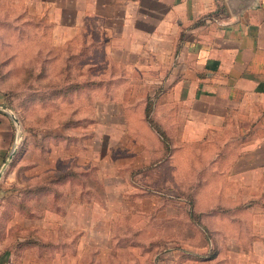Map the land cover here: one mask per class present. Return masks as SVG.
Returning <instances> with one entry per match:
<instances>
[{"label":"rangeland","instance_id":"rangeland-1","mask_svg":"<svg viewBox=\"0 0 264 264\" xmlns=\"http://www.w3.org/2000/svg\"><path fill=\"white\" fill-rule=\"evenodd\" d=\"M61 11L0 0V104L18 118L0 162V264H264L254 200L228 198L211 142L159 149L151 102L106 101L118 87L37 96L85 74L52 40Z\"/></svg>","mask_w":264,"mask_h":264},{"label":"crops","instance_id":"crops-1","mask_svg":"<svg viewBox=\"0 0 264 264\" xmlns=\"http://www.w3.org/2000/svg\"><path fill=\"white\" fill-rule=\"evenodd\" d=\"M50 3L62 10L52 40L83 67L76 78L86 88H121L108 102H151L161 150L211 142L228 198L254 200L244 208L263 248L264 0ZM13 120L0 104V162L14 143Z\"/></svg>","mask_w":264,"mask_h":264},{"label":"trees","instance_id":"trees-1","mask_svg":"<svg viewBox=\"0 0 264 264\" xmlns=\"http://www.w3.org/2000/svg\"><path fill=\"white\" fill-rule=\"evenodd\" d=\"M65 81L60 86H56L53 84L52 86H45L46 89H43L42 91H37L40 93L37 96H43L46 95L47 97L52 98L53 96H58L60 94H67L69 92L75 91V90H81L85 89L88 86V81L79 80L75 77H73L71 74H68L64 77ZM41 90V89H40ZM7 105V104H5Z\"/></svg>","mask_w":264,"mask_h":264},{"label":"water","instance_id":"water-1","mask_svg":"<svg viewBox=\"0 0 264 264\" xmlns=\"http://www.w3.org/2000/svg\"><path fill=\"white\" fill-rule=\"evenodd\" d=\"M13 118H14L15 121L17 122L18 118H17L15 115H13ZM14 151H15V149L12 150V152H11L10 155H9V158H11V157L13 156ZM9 158L6 159V161L4 162V164H3V167H4V168H5V166L7 165V163L9 162ZM2 173H3V169L0 170V177H1Z\"/></svg>","mask_w":264,"mask_h":264}]
</instances>
